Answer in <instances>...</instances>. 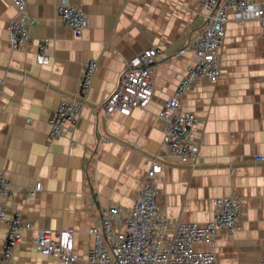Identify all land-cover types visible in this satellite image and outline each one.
<instances>
[{"label": "crops", "instance_id": "1", "mask_svg": "<svg viewBox=\"0 0 264 264\" xmlns=\"http://www.w3.org/2000/svg\"><path fill=\"white\" fill-rule=\"evenodd\" d=\"M25 2L32 21L29 39L15 51L7 27L16 11L0 0V171L11 191L0 198V207L32 226L22 233L10 264H60L35 251L40 229L71 230L74 254L86 258L94 246L89 231L101 211L133 206L153 158L162 165L153 185L165 218L203 225L213 218L214 199L232 197L241 204L238 230L216 232L215 264L264 261V163L253 159L264 154V29L256 21L227 23L220 78L194 83L179 99L178 111L193 113L199 123L196 162L178 163L166 158L157 116L193 64L192 53L176 54L204 23L200 5L193 0H70L88 16L87 28L75 36L56 13L59 0ZM44 41L49 63L37 65L38 44ZM147 49L160 52L148 106L128 117L103 115L101 107L126 62ZM89 60L97 68L77 123L49 141L48 120L61 100L76 97ZM5 237L0 224V256ZM195 249L210 250L204 244Z\"/></svg>", "mask_w": 264, "mask_h": 264}, {"label": "built area", "instance_id": "2", "mask_svg": "<svg viewBox=\"0 0 264 264\" xmlns=\"http://www.w3.org/2000/svg\"><path fill=\"white\" fill-rule=\"evenodd\" d=\"M16 11V18L7 27L8 44L11 50H22L28 42V30L32 21L26 18L25 0H8ZM204 12V23L198 33L177 52V56L190 52L193 64L177 85L173 96L168 98L158 114L162 123V145L170 162L195 163V127L199 123L191 112L178 111L179 99L194 83L213 84L221 76L219 51L226 38V25L230 19L239 24L256 21L264 29V0H193ZM56 13L75 36H80L88 26V16L71 4L59 0ZM47 42L38 44L35 56L37 65H47ZM160 52L144 50L125 64L114 92L101 107L103 115L114 112L128 117L134 109L144 110L153 94L152 77ZM97 68L95 60L83 66L76 97L63 99L48 120V140L62 136L66 128H73L83 107V100L91 87ZM2 81L0 80V86ZM29 121V120H28ZM255 163H264V154L255 156ZM158 159L151 160L150 168L141 182L133 206L123 212L117 207L101 211L95 226L89 231L94 246L86 258L73 252V234L69 229L53 231L37 230L33 243L35 251L42 256L53 257L60 264H215L214 237L218 230L233 234L238 230L241 204L232 197L216 198L212 202L213 218L203 224L178 223L165 218L157 206V190L153 180L161 172ZM40 189L37 184L35 191ZM8 180L0 171V198L10 194ZM0 224L6 227V237L0 264H10L15 246L22 233L32 230L23 222L20 214L7 216L0 207ZM207 245L209 251H199L196 245ZM259 264H264L261 261Z\"/></svg>", "mask_w": 264, "mask_h": 264}]
</instances>
